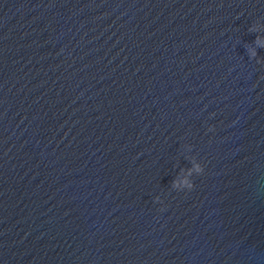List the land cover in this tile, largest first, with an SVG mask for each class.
Returning a JSON list of instances; mask_svg holds the SVG:
<instances>
[{
  "label": "water",
  "instance_id": "obj_1",
  "mask_svg": "<svg viewBox=\"0 0 264 264\" xmlns=\"http://www.w3.org/2000/svg\"><path fill=\"white\" fill-rule=\"evenodd\" d=\"M261 45L264 0H0V264H264Z\"/></svg>",
  "mask_w": 264,
  "mask_h": 264
},
{
  "label": "clouds",
  "instance_id": "obj_2",
  "mask_svg": "<svg viewBox=\"0 0 264 264\" xmlns=\"http://www.w3.org/2000/svg\"><path fill=\"white\" fill-rule=\"evenodd\" d=\"M257 43L259 44L260 43V37H257ZM261 46H264V45H261ZM210 131H213L214 129H212V128H210L209 129ZM197 172H199V173H201V174H203V172H204V169L203 168H201V167H199V166H197ZM186 184H187V190H192L193 188H194V183L193 182H187L186 181Z\"/></svg>",
  "mask_w": 264,
  "mask_h": 264
}]
</instances>
